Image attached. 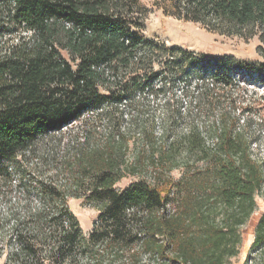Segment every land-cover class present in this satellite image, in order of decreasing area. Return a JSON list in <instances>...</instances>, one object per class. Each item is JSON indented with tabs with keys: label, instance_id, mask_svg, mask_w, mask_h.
<instances>
[{
	"label": "trees",
	"instance_id": "1",
	"mask_svg": "<svg viewBox=\"0 0 264 264\" xmlns=\"http://www.w3.org/2000/svg\"><path fill=\"white\" fill-rule=\"evenodd\" d=\"M154 5L264 46V0ZM149 14L141 0H0L4 264H230L240 254L264 162L235 70L216 65L187 100H159L186 83L188 59L145 37ZM143 169L149 179L118 187ZM69 198L100 203L88 236ZM246 264H264V214Z\"/></svg>",
	"mask_w": 264,
	"mask_h": 264
},
{
	"label": "rangeland",
	"instance_id": "2",
	"mask_svg": "<svg viewBox=\"0 0 264 264\" xmlns=\"http://www.w3.org/2000/svg\"><path fill=\"white\" fill-rule=\"evenodd\" d=\"M154 2L155 0H141V3L150 9L143 32L145 37L161 41L168 47L181 48L184 52H187L186 56L178 53L175 58L176 60L187 58L188 61L184 64V68L189 71L188 80L185 79L186 83L183 79H180L176 82L175 88L172 83L168 84L166 95H160L159 100L165 101L167 98L173 97L174 94L177 99L187 100L183 98L184 90L190 85L193 86L200 75L210 74L217 70L216 65L221 68L224 67L226 70H235V82L240 88L239 90L235 89L237 92L234 94L239 95L240 100L243 101L241 111L244 109L240 113V117L249 122L251 131L258 139L255 154L264 162V46L261 48L258 38L244 40L240 37L220 35L209 32L200 24L167 16L154 5ZM258 72H262V75L259 76ZM171 76L175 75L172 74ZM172 77L169 78V82H171ZM161 85L162 82H158L156 87ZM154 103L155 101L152 100L151 107L155 106ZM184 106H187V104L185 103ZM131 137L133 140L135 138L141 139L139 133L135 131L131 133ZM132 146V149H134V145ZM140 147L139 140L136 149H140ZM149 172L147 169H143L137 176H128L118 184V187L123 189L140 178L149 179ZM173 176L179 178L180 171L173 172ZM256 201V212L240 229L242 235L240 254L231 259L230 264H246L248 260L256 226L264 214V187L257 195ZM68 206L79 220L84 235L88 236L94 228L101 206L100 203L69 198ZM4 208L5 206L0 203V210H4ZM5 260L6 255L0 258V264H4Z\"/></svg>",
	"mask_w": 264,
	"mask_h": 264
}]
</instances>
